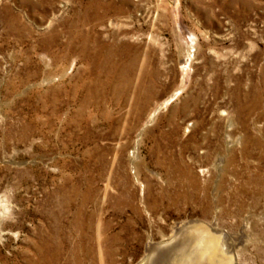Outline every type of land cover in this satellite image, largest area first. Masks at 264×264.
Returning a JSON list of instances; mask_svg holds the SVG:
<instances>
[{
  "label": "rangeland",
  "instance_id": "1",
  "mask_svg": "<svg viewBox=\"0 0 264 264\" xmlns=\"http://www.w3.org/2000/svg\"><path fill=\"white\" fill-rule=\"evenodd\" d=\"M55 220L69 264L191 223L264 264V0H0V264Z\"/></svg>",
  "mask_w": 264,
  "mask_h": 264
},
{
  "label": "bare ground",
  "instance_id": "2",
  "mask_svg": "<svg viewBox=\"0 0 264 264\" xmlns=\"http://www.w3.org/2000/svg\"><path fill=\"white\" fill-rule=\"evenodd\" d=\"M176 226L169 238L170 243H146L145 254L139 264H149L150 256L157 257L161 264H234L230 245L218 232L195 223ZM34 248L33 264H69V260L63 258L65 242L56 220L48 235ZM80 248L78 245L76 251ZM76 251L71 254V263L83 264Z\"/></svg>",
  "mask_w": 264,
  "mask_h": 264
}]
</instances>
